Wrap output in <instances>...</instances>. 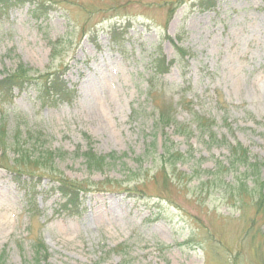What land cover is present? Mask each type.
Returning a JSON list of instances; mask_svg holds the SVG:
<instances>
[{"label": "rangeland", "instance_id": "rangeland-1", "mask_svg": "<svg viewBox=\"0 0 264 264\" xmlns=\"http://www.w3.org/2000/svg\"><path fill=\"white\" fill-rule=\"evenodd\" d=\"M30 1L0 5V68L22 60L76 89L71 103L56 105L41 104L34 88L14 91L7 142L16 133L21 147L68 154L39 172L11 149L0 157L6 262L24 264L37 237L48 249L41 264H264V224L256 236L248 231L253 208L230 195L239 171H215L226 163V144L196 130L156 131L157 108L146 97L153 75L179 83L157 98L178 121L190 127L196 112L213 116L218 137L264 160V0H48L41 18L30 14ZM170 39L189 58L185 78L177 64L163 74L150 65L159 51L175 55ZM225 108L230 130L221 124ZM87 136L96 152L119 158L89 168L72 153L86 148ZM167 137L182 153L174 162L162 150ZM13 155L19 173L5 167ZM42 173L84 181L78 203ZM31 175L36 193L28 197L14 177Z\"/></svg>", "mask_w": 264, "mask_h": 264}, {"label": "trees", "instance_id": "trees-1", "mask_svg": "<svg viewBox=\"0 0 264 264\" xmlns=\"http://www.w3.org/2000/svg\"><path fill=\"white\" fill-rule=\"evenodd\" d=\"M26 0H0V5L5 6L10 3L25 2ZM212 2V0H199V4ZM31 7L29 9L30 14L35 18H41L46 16L51 3L48 0H31ZM169 0H165L162 4H168ZM173 8L169 13L172 14ZM113 38L117 37L116 27L112 26L109 30ZM171 44L175 48V55L167 59L163 51H159L150 59V65L154 73L163 74L169 70L172 64H177L181 67V74L185 78L186 72L188 71L189 58L186 56L185 51L182 46L174 42V39H170ZM51 51L50 56L53 58L55 54L54 41L50 39ZM56 72L41 73L37 68L31 67L24 63L22 60H18L15 68L7 69L0 68V157L5 156L7 149H11L13 153L17 152L24 155L23 161L27 168V171H37L48 168L51 164L55 162L58 157H63L68 154L67 151L60 148L50 149L43 147L42 149L31 150L29 147L22 146V141L20 142L18 136L13 134L12 139L7 142L6 139V128L8 126L9 117L11 113V103L14 97V91L18 92L25 90L26 88H34L36 90V95L40 100L41 104L44 105H56L59 102L71 103L75 96V87L67 84L66 80L62 79ZM45 76V77H44ZM178 84H172L164 80L161 77L155 79V76H151L149 82L146 86V97L151 101V103L157 108V117L154 120V128L156 131L163 130L168 126H173L174 133L184 134L186 137L190 135L193 130L200 133L201 138L211 144H215L216 141H222L226 144L228 153L226 155V163L220 164L215 171L223 172L225 171H239L236 175V184L230 186V195L240 202L241 206L244 203L249 202L253 208V213L247 219L250 227L248 231H251L253 235L261 232L259 229L260 225L264 224V191H263V171H264V160L251 156L247 146L243 145L240 141L228 142L225 134H221L218 137L215 130L216 119L212 116H207L205 113L199 111L193 114L191 118L190 127L187 123H182L178 121L175 117L173 110H169L164 105L158 97H163L166 92H169L170 87L173 89L177 88ZM176 101H173V104ZM172 105V104H171ZM223 115L221 116L222 125L226 129L230 130L231 125L227 118V108L223 109ZM264 123V120H263ZM16 125V123H15ZM166 133V131H164ZM33 134H29L26 138L30 141H35ZM156 138V132L154 134ZM90 137L87 136V144L85 149H81L80 146L72 151L74 156H83L86 165L90 167H99L107 163H114V159H118L113 152L101 154L94 150ZM169 137L164 140L162 150L163 153L167 154L166 161H175L182 156L181 152H173L170 150L171 145L169 143ZM155 142V140L153 141ZM8 144V145H7ZM33 143H30L32 145ZM42 146V145H41ZM44 146V143H43ZM37 152V153H35ZM17 155H13L11 161L5 165L6 168L16 171L20 170L17 165L18 158ZM109 159V161H108ZM49 163V164H48ZM48 164V165H47ZM28 165V166H27ZM25 171V170H21ZM36 172V173H37ZM43 177L48 176L49 179L55 182V189L66 197L67 201L72 202L74 205L79 201L78 191L84 189L87 185H84V181L76 180L75 182L68 181L64 178L56 177L55 175H48L42 173ZM156 175H153L154 177ZM163 177L167 181L168 174L163 171ZM32 175L27 179H20L14 177L15 182L22 189H25L26 195L28 197L34 196L35 183L31 182ZM135 191H142L143 188L133 187ZM258 224V227L256 225ZM264 240V234L262 235ZM31 256L28 260L24 259V264H41V261L46 260L48 257V249L42 239L33 237L30 241ZM0 264H11L6 262V256L4 251L0 252Z\"/></svg>", "mask_w": 264, "mask_h": 264}]
</instances>
